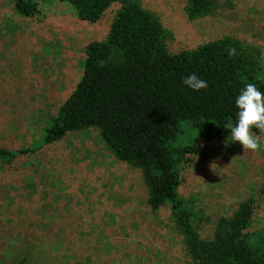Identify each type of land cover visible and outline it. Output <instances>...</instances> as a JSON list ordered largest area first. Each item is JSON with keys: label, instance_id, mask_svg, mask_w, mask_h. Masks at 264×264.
I'll use <instances>...</instances> for the list:
<instances>
[{"label": "rangeland", "instance_id": "rangeland-1", "mask_svg": "<svg viewBox=\"0 0 264 264\" xmlns=\"http://www.w3.org/2000/svg\"><path fill=\"white\" fill-rule=\"evenodd\" d=\"M31 17L0 0V146L38 141L79 82L85 48L105 39L119 8L97 22L81 20L60 0H36ZM172 32V53L231 36L262 51L264 0H219L212 15L190 19L187 0H140ZM186 139L196 137L189 123ZM261 149L239 142L197 139L205 157L188 156L180 192L201 213L200 234L214 237L217 221L243 200L255 206L252 231L264 226V133ZM143 172L119 160L96 127L11 163L0 160V264H188L183 236L169 206L154 211Z\"/></svg>", "mask_w": 264, "mask_h": 264}, {"label": "trees", "instance_id": "trees-1", "mask_svg": "<svg viewBox=\"0 0 264 264\" xmlns=\"http://www.w3.org/2000/svg\"><path fill=\"white\" fill-rule=\"evenodd\" d=\"M70 3L79 19L95 23L118 3L105 39L85 48L79 82L43 135L29 146H0V160L11 163L61 140L68 132L96 127L110 151L142 170L154 211L169 206L174 228L183 236L188 264H264V226L252 231L255 206L243 200L230 216L218 219L214 237L200 234L201 213L180 192L182 165L189 155L205 157L199 140H226L235 124V100L247 83L264 92L262 51L225 36L193 49L172 53V32L140 0H60ZM190 19L214 14L219 0H187ZM14 11L24 17L40 12L36 0H15ZM235 48L230 57L228 49ZM195 73L207 88L194 91L183 78ZM196 132L187 136L182 125ZM255 134H261L253 129ZM19 264H25L23 258Z\"/></svg>", "mask_w": 264, "mask_h": 264}, {"label": "clouds", "instance_id": "clouds-1", "mask_svg": "<svg viewBox=\"0 0 264 264\" xmlns=\"http://www.w3.org/2000/svg\"><path fill=\"white\" fill-rule=\"evenodd\" d=\"M228 55L235 56V48H229ZM183 83L194 91H200L208 86L207 81L200 79L195 73L184 77ZM235 105L238 109L235 124L229 121L224 126L230 130V140L239 142L244 151L260 150L261 138L253 132V129L264 133V92L260 91L254 83H247L240 90Z\"/></svg>", "mask_w": 264, "mask_h": 264}]
</instances>
